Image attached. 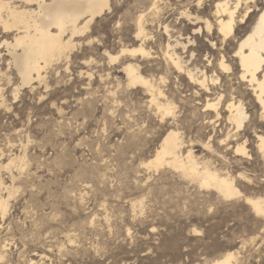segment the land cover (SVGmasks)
<instances>
[{
	"label": "rangeland",
	"instance_id": "rangeland-1",
	"mask_svg": "<svg viewBox=\"0 0 264 264\" xmlns=\"http://www.w3.org/2000/svg\"><path fill=\"white\" fill-rule=\"evenodd\" d=\"M110 1L111 9L75 38L68 57L47 69L44 82L19 92L13 91L18 78L6 65L1 44L12 39V32L4 35L0 28V161L14 159L7 170L0 167V178L10 187L2 192L8 204L0 213V264H209L229 251L239 252V264H264V247L251 243L262 234L264 219L255 217L242 198L222 200L167 166L142 167L167 124L178 125L183 136L201 126L194 108L177 103L181 120L161 122L147 109L141 88L113 87L124 75L111 68L108 54L131 44L133 20L153 0ZM212 1L203 0L202 7L210 11ZM178 3L157 0L159 12L146 16L154 19L145 26L153 47L165 43L162 22L187 23L179 24ZM255 18L240 27L237 38ZM196 44L195 55L207 65L208 42L200 37ZM157 62L149 59L143 66ZM169 79L184 87L174 76ZM246 105L252 115L254 108L249 101ZM193 151L204 157L201 148ZM252 158L238 168H250L255 183L250 191L264 197L260 161L255 154ZM227 160L234 171L232 154ZM215 163L219 166V159Z\"/></svg>",
	"mask_w": 264,
	"mask_h": 264
},
{
	"label": "bare ground",
	"instance_id": "bare-ground-1",
	"mask_svg": "<svg viewBox=\"0 0 264 264\" xmlns=\"http://www.w3.org/2000/svg\"><path fill=\"white\" fill-rule=\"evenodd\" d=\"M15 1L0 0V28L4 35L12 32V39L4 38L1 44L4 45L7 56L6 65L17 75L18 83L13 91L18 92L23 86L34 88V82H44L47 69L68 57V53L76 45L75 38L86 30L89 32L94 18L111 9L110 0H22L21 5H16ZM178 1L175 10L180 18L179 24L185 21L187 23L181 27L162 22L166 40L156 47L152 46V34L147 32L145 26L154 20L146 16H155L159 12L157 0L141 9L134 18L131 44L124 45L113 55L108 54L111 68L118 67L124 75V81L116 79L113 87L119 88L122 85L123 88H141L147 109L152 108L161 122L172 119L178 123L181 120L178 119L177 111L171 118L160 115L170 104L175 105L176 109L179 104L194 108L193 118L200 121V130L191 131L187 136L180 133L178 125L167 124L159 146L144 165L155 170L167 166L200 189L215 191L222 200L242 198L255 217L264 219V216L257 214L260 205L264 204V197L250 191V185L255 184L252 182L253 177L247 173L250 168H238L243 159H253L252 154H255L264 176V71L253 74L249 67L255 63L256 68H264V64L259 62L264 59V31L259 28L260 20L257 15L260 11L259 4L247 11L249 0H214L211 10L206 11L202 5H196L193 10L190 0ZM237 4L244 7L238 8ZM217 5L220 7L217 8ZM253 15L256 18L250 30L237 38L240 27L251 20ZM187 26L190 33L187 32ZM200 37L208 42L209 52L205 56L212 64L205 65L197 55H193ZM1 54L2 52L0 58ZM155 58L158 61L155 67L145 69L143 65ZM220 59L232 69L231 73L220 70ZM147 70L149 71L146 72ZM109 73L106 75L108 78ZM212 73L216 74L218 84L211 82ZM88 74L91 76L92 73ZM3 76L0 69V77ZM170 76H174L176 81L184 82V87H175V81H171ZM205 76L207 84L202 88L198 82ZM226 79L228 85L223 84ZM232 80L235 81V86L231 84ZM246 101L254 108L252 115H248ZM3 104L2 98L0 105ZM209 104L214 106L209 108ZM206 129H210L207 135L204 132ZM195 147L204 151V157H197L193 151ZM227 154H232L237 171L232 170ZM218 159L219 166L215 163ZM13 161L14 159H9L5 165L0 161V167L6 168ZM248 162L243 163L248 165ZM9 190V185L0 178L2 216L8 204V199L4 198L2 192ZM251 243H259L264 247V230L262 234L252 237ZM237 253L239 252H226L211 259L209 264H239Z\"/></svg>",
	"mask_w": 264,
	"mask_h": 264
},
{
	"label": "snow or ice",
	"instance_id": "snow-or-ice-1",
	"mask_svg": "<svg viewBox=\"0 0 264 264\" xmlns=\"http://www.w3.org/2000/svg\"><path fill=\"white\" fill-rule=\"evenodd\" d=\"M203 4V0H194V5H193V10H195V6L196 5H202ZM256 4H259V8L260 11L257 13V15L259 16V20H260V24H259V28L264 31V0H249V5L247 8V11H251L254 6ZM107 6V5H105ZM220 5H217V8H219ZM238 8H242L244 7L242 4H237ZM89 43H91V41H89ZM213 47H215V45H213ZM193 55H195V53H193ZM237 55H239L237 53ZM205 60L207 61V63L212 64L213 62L208 60L207 57H205ZM261 64H264V59L259 61ZM219 65H220V70L227 72V73H231L232 69L229 68L225 63L223 59H220L219 61ZM249 67L251 68L253 74H255L257 71H264V68H256L255 67V63L249 65ZM209 71H211V69H209ZM213 75V80L211 81L213 84H218L219 81L215 79V73H212ZM200 84V86L203 88L206 86L207 84V77L205 76L203 80L198 82ZM262 103H264V100H262ZM214 105L213 104H209L208 107L212 108ZM176 112V107L175 105H169L166 109L162 110V112L160 113V115L165 116V117H173L174 114ZM157 159H159V157H157ZM11 167V163H9L8 166H6V170L7 168ZM142 167H148V165H143ZM90 187V186H88ZM249 203H253L252 201H249ZM211 211V209L209 210ZM257 214L264 216V204H261L260 207L257 210ZM195 231V230H194Z\"/></svg>",
	"mask_w": 264,
	"mask_h": 264
}]
</instances>
